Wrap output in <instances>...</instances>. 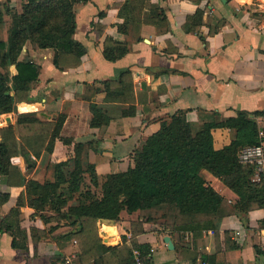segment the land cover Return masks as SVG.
I'll use <instances>...</instances> for the list:
<instances>
[{
	"label": "crops",
	"instance_id": "0c3cea01",
	"mask_svg": "<svg viewBox=\"0 0 264 264\" xmlns=\"http://www.w3.org/2000/svg\"><path fill=\"white\" fill-rule=\"evenodd\" d=\"M126 1L90 0L76 5L75 38L87 47L78 65L60 69L53 62L52 48L30 42L20 56L41 65L39 79L31 89V100L19 101L17 111L2 114L0 127L15 124L20 112H35L43 121H56L64 113L60 135L71 142L57 138L51 153L43 150L38 158L32 155L35 163L30 167L23 155H16L12 158L14 181L0 176V193L9 194L0 203V264H64L67 256H72L73 264H95L101 255L104 261L100 264H119L117 256L102 251L100 245L123 248L132 246V241L150 245L152 264H264V209L258 207L244 218L226 214L218 233L210 229L200 236L171 229L163 218L151 220L141 210H124L115 221H86L84 230L76 229L54 210L36 212L28 203L20 206L19 214L8 215L25 192L16 170L40 182L53 179L50 164L73 155L77 142L98 141L85 152L102 178L126 170L134 149L161 119L179 109L187 110L195 128L206 120L236 115L240 109L264 110V0H148L165 7L167 19L159 24L145 20L149 12L145 5L130 22L128 32L122 33L118 23L124 17L119 11ZM20 3L10 0L17 8ZM8 26L6 16L4 38ZM107 37L126 42L129 51L116 61L107 60L103 53ZM128 67L131 97L107 101L103 80ZM10 70L16 73V66L11 65ZM91 102L113 115L108 125L90 124ZM22 104L31 108L21 110ZM130 104L136 113L121 116V110ZM229 141L219 142L216 136L218 146ZM203 174L229 202L237 200V194L218 177L207 170ZM166 235L174 248L168 246Z\"/></svg>",
	"mask_w": 264,
	"mask_h": 264
},
{
	"label": "trees",
	"instance_id": "16d2710c",
	"mask_svg": "<svg viewBox=\"0 0 264 264\" xmlns=\"http://www.w3.org/2000/svg\"><path fill=\"white\" fill-rule=\"evenodd\" d=\"M89 1L21 0L17 8L10 0H0V116L17 111V102L30 101L31 89L39 79L41 65L28 57L20 58L27 43L52 48L53 62L60 69L81 62L87 47L75 38L76 5ZM145 5L149 8L145 20L159 24L167 19V10L161 5L148 0H127L119 11L124 17V21L118 23L120 32H128L130 22L138 18ZM136 10L140 11L136 13ZM104 13L100 11L99 15ZM6 16L10 17L8 35L4 38L2 30ZM128 51L126 42L107 37L103 50L107 60L116 61ZM11 65L16 66L14 74ZM103 82L107 101L119 98L128 101L131 97L133 82L129 67ZM90 108L92 126L109 124L113 115L105 107L91 102ZM135 113L133 104L120 112L121 116ZM257 117L264 118V110L240 109L236 115L206 120L195 128L187 118V110L179 109L167 119H161L160 125L134 149L126 170L111 172L102 178L85 152L89 145L95 147L98 141L77 142L73 155L50 164L53 179L40 182L16 170L15 175L25 186V192L19 195L8 215L19 214L20 206L28 203L36 212L54 210L76 229L84 230L86 221H115L124 210H141L150 215L151 220L163 218L171 229L191 232L195 236L210 229L218 233L224 215L236 213L244 218L253 208L264 209V182L253 181L254 166L242 164L238 159L242 147L260 142ZM65 118L61 113L56 121H43L35 112H20L15 124L0 127V176L7 175L9 182L14 181L12 158L16 155H23L30 167L35 163L32 155L38 158L43 150L51 153L57 138L70 143L71 139L60 135ZM219 129L233 132L230 141L222 146L216 144ZM203 170L234 191L237 200L229 202L206 179ZM8 197V193H0V203ZM13 244H16L15 238ZM134 248L141 250L145 264H152L148 258L151 248L148 244L132 241V246L123 248L100 245L102 251L114 253L119 264H135ZM101 260L104 261L102 255L95 259V264H100Z\"/></svg>",
	"mask_w": 264,
	"mask_h": 264
},
{
	"label": "built area",
	"instance_id": "2783aa9c",
	"mask_svg": "<svg viewBox=\"0 0 264 264\" xmlns=\"http://www.w3.org/2000/svg\"><path fill=\"white\" fill-rule=\"evenodd\" d=\"M257 119L259 122L258 136L260 142L242 147L238 153V159L242 164L254 166L253 181L264 182V118L257 117ZM133 253L135 264H145L140 249L134 248ZM64 264H73L72 256H67ZM203 264L208 263L203 262Z\"/></svg>",
	"mask_w": 264,
	"mask_h": 264
},
{
	"label": "rangeland",
	"instance_id": "374dc122",
	"mask_svg": "<svg viewBox=\"0 0 264 264\" xmlns=\"http://www.w3.org/2000/svg\"><path fill=\"white\" fill-rule=\"evenodd\" d=\"M7 17L9 18L10 16H7ZM216 136H217V139H218L219 142L228 141V140H230L232 138L233 132H231V131H229L227 129H220L217 132Z\"/></svg>",
	"mask_w": 264,
	"mask_h": 264
},
{
	"label": "water",
	"instance_id": "95a60500",
	"mask_svg": "<svg viewBox=\"0 0 264 264\" xmlns=\"http://www.w3.org/2000/svg\"><path fill=\"white\" fill-rule=\"evenodd\" d=\"M6 120H7V122H11V116L7 115ZM164 238H165V241L167 242L168 246L170 248H174V243H173L171 237L169 235H166Z\"/></svg>",
	"mask_w": 264,
	"mask_h": 264
},
{
	"label": "bare ground",
	"instance_id": "6f19581e",
	"mask_svg": "<svg viewBox=\"0 0 264 264\" xmlns=\"http://www.w3.org/2000/svg\"><path fill=\"white\" fill-rule=\"evenodd\" d=\"M35 105V104H34ZM31 108V106H29V105H27V104H22V105H20V109L21 110H28V109H30Z\"/></svg>",
	"mask_w": 264,
	"mask_h": 264
}]
</instances>
